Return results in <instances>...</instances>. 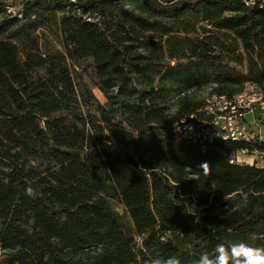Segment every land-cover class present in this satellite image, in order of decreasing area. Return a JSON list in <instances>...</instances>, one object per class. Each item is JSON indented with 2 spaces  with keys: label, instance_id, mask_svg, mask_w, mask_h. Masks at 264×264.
Instances as JSON below:
<instances>
[{
  "label": "trees",
  "instance_id": "trees-1",
  "mask_svg": "<svg viewBox=\"0 0 264 264\" xmlns=\"http://www.w3.org/2000/svg\"><path fill=\"white\" fill-rule=\"evenodd\" d=\"M18 10L22 20L0 3V257L192 264L217 243L264 245V166L231 163L242 150L264 155V143L203 149L174 133L200 105L168 107L178 82L229 99L264 90V7L34 0ZM41 68L25 94L8 81Z\"/></svg>",
  "mask_w": 264,
  "mask_h": 264
},
{
  "label": "built area",
  "instance_id": "built-area-1",
  "mask_svg": "<svg viewBox=\"0 0 264 264\" xmlns=\"http://www.w3.org/2000/svg\"><path fill=\"white\" fill-rule=\"evenodd\" d=\"M34 0H0L6 13L13 18L23 19L18 6ZM77 4L79 0H65ZM248 7H264V0H243ZM202 111L204 116L193 115L176 125L174 133L180 140H192L203 149L216 141L233 143H264V90L252 86L250 92H244L233 99L226 96H214ZM254 112L258 116L248 119ZM255 126V128H254ZM254 128V130L252 129ZM241 155L258 156L264 166V155L259 152L242 150L232 155L231 163L242 165Z\"/></svg>",
  "mask_w": 264,
  "mask_h": 264
},
{
  "label": "rangeland",
  "instance_id": "rangeland-1",
  "mask_svg": "<svg viewBox=\"0 0 264 264\" xmlns=\"http://www.w3.org/2000/svg\"><path fill=\"white\" fill-rule=\"evenodd\" d=\"M56 48L61 49L62 47L58 45L56 46ZM46 76H47V69L41 68V69H36L28 74L20 73V74L10 75L8 81L13 88L21 92L22 94H25L28 92L30 86L33 83H36L44 79ZM168 87L171 90L169 96V104H168L170 114H175L178 111L179 106L181 105L180 102L182 100H188L193 104H199L201 110L199 111L197 116L198 117L204 116L202 111L206 108V106L209 103L213 102L212 99L214 96H216L214 94L216 86L210 84L209 85L197 84L194 87H188L185 86L183 82H178L175 84H169ZM251 90H252V85H247L245 86L243 93L250 92ZM95 95L102 104L105 103L104 97L98 91H95ZM257 116H258V112H254L252 115L248 117V119L252 121ZM254 128L252 127L253 130ZM258 156L252 158L251 156L241 155V159L243 161L242 165L253 166L257 164L259 167L263 166L262 160L261 158H259L260 156L259 157ZM113 207L120 214L124 213L123 207L120 206L118 203H114ZM0 264H8L4 256L0 257Z\"/></svg>",
  "mask_w": 264,
  "mask_h": 264
},
{
  "label": "clouds",
  "instance_id": "clouds-1",
  "mask_svg": "<svg viewBox=\"0 0 264 264\" xmlns=\"http://www.w3.org/2000/svg\"><path fill=\"white\" fill-rule=\"evenodd\" d=\"M28 195H34L31 188L26 190ZM148 264H182L176 255L155 257ZM192 264H264V245H254L246 240L230 244L217 243L211 252H202Z\"/></svg>",
  "mask_w": 264,
  "mask_h": 264
}]
</instances>
